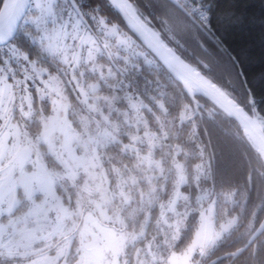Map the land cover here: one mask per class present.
Segmentation results:
<instances>
[{
	"label": "trees",
	"instance_id": "trees-1",
	"mask_svg": "<svg viewBox=\"0 0 264 264\" xmlns=\"http://www.w3.org/2000/svg\"><path fill=\"white\" fill-rule=\"evenodd\" d=\"M76 1L91 26L83 22L86 28L112 55L110 59L103 47L99 61L108 68L102 64V70L91 74L103 93L99 103L126 106L131 114V104L140 101L145 113V119L127 127L130 133L102 145L101 152L111 181L117 173L141 174L134 179L151 199L143 200L137 224L149 212L148 237L162 239L174 233L175 247L182 249L195 234L201 205L214 202L217 223L229 215H236L238 221L230 233L209 246L201 264L223 254L215 264H264V233L240 255L226 254L244 246L264 224V161L245 131L207 96L189 95L182 81L130 30L110 0ZM131 1L173 49L263 123L264 0H210L209 28L171 0ZM3 3L0 0V10ZM101 17L117 25L124 40L115 35L116 40L107 44L104 30L98 27ZM132 133L138 134L135 142ZM200 164H206L204 170ZM179 182L187 198L179 195L174 209H168ZM140 197L137 193L132 203H139Z\"/></svg>",
	"mask_w": 264,
	"mask_h": 264
},
{
	"label": "rangeland",
	"instance_id": "rangeland-1",
	"mask_svg": "<svg viewBox=\"0 0 264 264\" xmlns=\"http://www.w3.org/2000/svg\"><path fill=\"white\" fill-rule=\"evenodd\" d=\"M23 25L41 31L36 37L38 44L42 43L48 57L63 66L80 64L81 71L90 73V78L102 70V64L108 68L106 62L99 61L105 52L102 45L68 0H32ZM98 25L104 30L107 44L116 40L115 35L124 40L117 25H109L103 17ZM33 34L36 33H27L34 37ZM126 43L131 47L129 39ZM47 71L53 106L48 110L47 123L42 124L40 132L44 133L32 137L33 134L19 132L16 126L14 151L17 162L21 148L31 146L41 158L45 183L34 181L32 169L17 173L14 182L23 190L17 211L12 204L14 184L1 193L0 264H201L209 246L234 229L236 215L217 223L214 202L201 205L195 234L182 249L175 247L178 236L174 233L162 239L148 237L149 212L137 224L143 200L151 199L141 193L142 186L134 179L141 174L117 173L113 182L101 160L102 145L130 133L128 126L145 119L142 103H132L131 114L126 106H112L111 102L104 107L98 101L103 93L97 81L81 77V103L68 107L65 91L55 85L59 77L50 66ZM1 88L8 89L7 83ZM137 135L130 136L134 142ZM5 142L0 144V154ZM42 143L44 149L40 147ZM3 158L0 155V166L6 162ZM205 167L200 164L199 169ZM180 184L168 209H174L179 195L187 198ZM137 193L142 200L132 203ZM202 196L208 198L206 190ZM176 223L179 222L175 226Z\"/></svg>",
	"mask_w": 264,
	"mask_h": 264
},
{
	"label": "flooded vegetation",
	"instance_id": "flooded-vegetation-1",
	"mask_svg": "<svg viewBox=\"0 0 264 264\" xmlns=\"http://www.w3.org/2000/svg\"><path fill=\"white\" fill-rule=\"evenodd\" d=\"M31 5L32 1L12 40L0 46V87L7 83L8 88L0 90V144L3 140L6 141L3 152L0 154L4 155L3 160H6L0 166V203L1 193L5 189L13 187L14 184L12 204H14L15 210L18 209L23 192L21 185L14 182L17 173L32 169L34 181L40 185L45 183V171L41 158L34 153L31 146L25 145L21 148L17 162L14 159V151L16 126L19 127V132L33 134L32 137H37L42 124H46L48 121V110L53 106V99L50 96L53 94L48 92L49 72L47 69L50 66L51 71L59 77L60 80L54 84L57 87L60 85L65 91V95L68 97V107H75L81 103L79 89L81 77L91 79L90 73L81 71L80 64L66 67L61 62L48 57L42 43L39 45L36 38L40 36L38 33L41 31L32 29L30 25L27 27L23 25ZM27 31L36 34H33L34 37L28 36ZM32 66L35 68H30ZM17 85L20 86L18 90H16ZM44 146L45 143H42L40 147L44 149ZM9 174H11L10 180L5 186H2Z\"/></svg>",
	"mask_w": 264,
	"mask_h": 264
},
{
	"label": "water",
	"instance_id": "water-1",
	"mask_svg": "<svg viewBox=\"0 0 264 264\" xmlns=\"http://www.w3.org/2000/svg\"><path fill=\"white\" fill-rule=\"evenodd\" d=\"M31 1L32 0H4L0 10V46L7 44L15 36L22 19L30 7ZM68 1L82 21L91 28L89 21L77 1ZM110 1L136 37H138V39L175 75L177 79L182 81L187 93L192 97L196 92L207 96L234 118L245 131L247 137L264 161V127L258 115L247 110L244 105L217 84L211 77L185 60L163 39L157 30L143 19L131 0ZM171 1L185 9L178 0ZM103 47L108 57L112 59V55L107 46L103 44ZM10 178L11 174L7 176L2 186H5ZM263 231L264 224H261L252 233L244 246L226 254H230L233 257L240 255L255 242ZM223 255L212 258L204 264H215L217 258Z\"/></svg>",
	"mask_w": 264,
	"mask_h": 264
},
{
	"label": "built area",
	"instance_id": "built-area-1",
	"mask_svg": "<svg viewBox=\"0 0 264 264\" xmlns=\"http://www.w3.org/2000/svg\"><path fill=\"white\" fill-rule=\"evenodd\" d=\"M205 26L211 27L210 0H178ZM264 127V124H263Z\"/></svg>",
	"mask_w": 264,
	"mask_h": 264
},
{
	"label": "bare ground",
	"instance_id": "bare-ground-1",
	"mask_svg": "<svg viewBox=\"0 0 264 264\" xmlns=\"http://www.w3.org/2000/svg\"><path fill=\"white\" fill-rule=\"evenodd\" d=\"M92 129V128H91ZM116 181V180H115ZM158 212V211H157ZM154 233V232H153ZM215 258V257H214Z\"/></svg>",
	"mask_w": 264,
	"mask_h": 264
}]
</instances>
